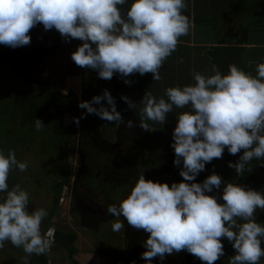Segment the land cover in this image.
<instances>
[{
    "label": "clouds",
    "instance_id": "clouds-1",
    "mask_svg": "<svg viewBox=\"0 0 264 264\" xmlns=\"http://www.w3.org/2000/svg\"><path fill=\"white\" fill-rule=\"evenodd\" d=\"M125 4L129 5L126 12L120 7ZM187 5L188 0H0V44L13 49L28 45L30 30L42 24L46 31L58 30L66 42L82 41L71 59L80 67L96 70L102 79L118 74L131 84L130 74L151 73L152 80L160 81L164 62L180 38L190 33L191 21L183 11ZM211 72L193 70L194 84L167 87L160 97L146 91L140 101L138 126L144 130L150 129L146 121L165 124L174 108L188 109L178 114L171 143L173 164H182L179 175L183 180L169 186L142 174L126 198L106 209L149 233L141 254L145 264L182 250L214 264L225 254V240L235 250L229 264H260L264 257V223L256 218V210H264V191L224 182L215 172L196 182L206 164L222 158L225 150L231 155L243 150L236 162H228L237 176L253 159L264 166V62L257 63L256 75L236 64H230L226 73L213 65ZM120 98L136 108L127 96ZM78 107L86 112L72 117L77 126L87 114L128 128L136 126L131 119L125 121L108 89L80 101ZM44 126L41 119H35L36 131ZM28 167L14 150L5 154L0 149V249L6 241L22 248L25 264L33 254L49 256L60 233L57 216L42 233L47 209L29 210L32 194L19 183L11 187L8 183L12 172L23 173ZM222 184L219 197L209 194ZM111 227L118 232L124 223L116 219Z\"/></svg>",
    "mask_w": 264,
    "mask_h": 264
},
{
    "label": "crops",
    "instance_id": "crops-1",
    "mask_svg": "<svg viewBox=\"0 0 264 264\" xmlns=\"http://www.w3.org/2000/svg\"><path fill=\"white\" fill-rule=\"evenodd\" d=\"M120 7L126 12L129 5L125 4ZM183 11L190 14L192 27L187 36L180 38L176 50L164 62L160 70L163 79L160 81L152 80L151 73L130 74L128 79L132 81L131 84H125L118 74H114L111 79L101 80L96 70L87 68V73L86 67L76 65L71 59L73 50L70 48L73 45L78 47L82 41L73 38L66 42L58 30L53 28L46 31L42 24L30 30L31 43L28 45L13 49L0 44V78L10 83L14 79L20 78L18 73L42 78L48 84H54L62 89V94L74 102L76 107L80 101L91 100L94 95L102 94L104 89L110 91L117 105V97L123 91L121 96H127L137 104L135 109L142 111L143 105L140 101L146 91H151L156 97L164 96L167 87L194 84L193 70L210 75L213 65L219 69L220 65L211 53L217 47L235 48L229 52L224 51L225 54L222 55L221 59L225 62L232 60L236 65L239 61L246 72L256 75L257 63L264 62V0H188V5ZM199 29H203L202 31L206 35L197 34ZM46 38L56 39L57 47L44 46L43 43ZM71 75L74 78L72 81L70 80ZM89 75L95 80L89 87L91 90H86L85 80ZM15 81H19V79ZM70 81L72 84L69 85ZM24 83L27 84L26 81ZM87 91L92 92L89 94ZM186 110L188 109L174 108L168 114L165 124L153 122L151 127L165 133L166 136L162 137V140L172 141V133L178 114ZM82 112H86V110L78 107V117ZM86 116L96 120V128L99 131L100 123L97 115L87 114ZM84 119H80V123H83ZM118 128L119 124L116 123V131ZM66 136L70 143H75L74 139L68 136V133ZM106 138L108 142L112 143H116L118 140L117 135L111 138L106 136ZM129 140L134 141L133 135L130 134ZM68 149L66 150L68 151ZM75 151L77 150L75 149ZM75 151L69 155L77 153ZM116 156L114 155V158ZM112 162H115L114 159ZM117 166H119V162ZM247 167L252 178L256 180L241 181L228 170L214 166L209 171L205 172L204 170L199 173L200 182L215 172L222 176L224 182L239 183L264 191V166L261 165L260 161L253 159ZM138 168L142 170L141 166ZM108 176L110 175H107L106 180L114 184L115 181L110 180ZM69 182L66 185H69ZM223 186L222 184L218 191L214 189V192L209 194H215L219 197ZM46 192L52 193V195L48 194V197L50 196L52 199L59 193L55 185L52 188H47ZM35 202H32V209L37 204ZM53 204L49 210L53 208ZM84 209L86 208L84 207ZM86 210L83 212L84 215H92L90 210ZM49 214L51 216L52 212ZM98 215L104 216L100 213ZM55 216H57V226L60 233L58 243L53 247L52 253L43 257L47 264H132L133 261L135 264H145L141 254L146 251L144 242L148 234L144 232L140 236L136 235L134 227L128 226L121 217H113L105 221L103 219L106 216H104L103 219H98L101 220L100 225H97L93 230L86 226L85 219L81 220L82 213L79 210H70L62 216L59 215V218L57 212ZM256 218L258 222L264 223V210L257 209ZM116 219L124 223V227L118 231L122 234V237L119 238L117 232H114L111 227ZM94 221L97 220L94 219ZM69 234L76 235L73 242H71ZM106 243L110 248L106 249L108 246ZM10 245L11 243L6 241L4 248L0 249V263L25 264L26 253L23 249L15 246L10 247ZM224 248V256L215 261L214 264H229L230 258L235 255V250L226 240L224 241ZM43 258L33 254L29 257V261L31 260L32 264H42L41 262L44 263ZM152 259L153 264H206V262L200 261L183 250L170 255L166 254L163 261H160L158 257ZM29 261L28 264H30ZM260 264H264V257L261 258Z\"/></svg>",
    "mask_w": 264,
    "mask_h": 264
},
{
    "label": "trees",
    "instance_id": "trees-1",
    "mask_svg": "<svg viewBox=\"0 0 264 264\" xmlns=\"http://www.w3.org/2000/svg\"><path fill=\"white\" fill-rule=\"evenodd\" d=\"M233 49L235 48L217 47L211 52L212 55L215 56L217 63L220 65L219 70L222 73H226L228 71V66L230 64H235L232 60L225 62L223 59H221L225 52H229ZM237 65L245 70L239 61ZM18 75L20 77V86L14 91H12L14 87L9 81H2L3 78L0 79V91H2V88L6 89V91L0 93V146H5L8 149L9 144L5 141L6 134L8 135L10 130L14 131L15 127L16 129L19 127L23 128L26 124L29 125V128L27 129V131H29L26 134L24 133V136L22 135L21 139L19 138L20 143L23 142L22 144H27L26 148L28 146L31 148L37 146V144H40L42 146V150H44L47 146V143L43 142L45 141V137H43L42 134L46 135V137L47 135H50L55 138V140H52V142L56 149L58 148L57 146H68L67 148L69 149L66 154L68 157L72 151H75L76 140H79V145L77 144L79 146L78 152L79 154L83 155L79 156V160L85 162L88 171L91 170L94 173L89 177L85 186H108L110 184L112 185L113 183L102 182V184L99 185L101 177L97 178V174H105L106 171L110 170L111 165H115V163L112 162V158L114 155L116 156L119 153L120 147L122 145H126V143L129 142V137L131 134L133 135V138L137 143V149H139L141 154L138 155L135 162L130 160L127 161L128 166L132 168L133 173L129 177L123 176L121 178L123 180V184L119 186V189L124 188L130 192L131 188L142 174L145 176V179H151L153 181L162 183L167 182L169 186L173 182L178 183L183 180V177L179 175L182 164L179 167L173 164L175 153L171 154V157L164 161L162 154L157 153L155 149L157 143H159V140L166 136L165 133L161 130L152 128L150 125L149 130L140 128L138 125L141 118L140 113L142 111L140 109L130 108L125 101L121 100L120 97L121 94L124 93L123 91L120 92L121 94L117 97L118 110L121 112V115L125 121L131 119L135 122L136 126L128 128L123 124H119V128L117 130L118 140L116 143H112L103 139L100 134V130L98 131L96 128V120L93 117L85 116L83 123H81V129L79 125L77 126L75 121L72 120V117H78V107L74 105V102L62 94V89L55 86L54 84H48L46 80L42 78L31 77L22 73H18ZM25 81L27 82V86L24 83ZM66 115L70 116L69 125L67 126L65 125ZM36 118L41 119V121L45 124L44 128L40 131H36L35 129ZM5 125L9 127V132L7 129H4ZM1 128H3V130H1ZM67 133L70 134L69 137L71 139L75 138V143H70L69 138L67 139L69 143L65 142ZM95 133L98 135H95ZM39 139L40 142L42 141V143H38ZM98 139H101L102 144H99ZM15 142L18 141L16 140ZM30 143L32 145H30ZM51 143H49V145ZM43 154H41V159L44 158V156H42ZM59 155V151L57 153L55 152L54 158L57 159L56 156L58 157ZM96 155H100V158L104 159L105 162H103V164H96L94 160ZM240 155L241 153L231 155L227 152V150H225L222 158H214L210 163L206 164L205 172L209 171L214 166H218L228 170L241 181L250 182L251 180H256L255 178H252V174L247 165L244 173L240 176H237L235 169L228 167V162H236ZM103 156L105 157L103 158ZM67 166L68 165L66 164L64 167H60V169H58L59 175L61 176V180L59 182H56L54 177L52 178L53 181L56 182L55 186L59 192L58 194H60L61 189L64 185L68 184L70 179L69 167ZM138 166H141L142 170H140ZM18 172L19 171H14L12 175L18 174ZM20 174L21 172H19V176ZM43 177H45V175H43ZM32 181L33 180H31V182ZM39 182H41V180ZM58 194L55 196V201L51 211L52 215L57 211V201L60 196ZM112 203L118 205L119 202L116 203L113 201ZM109 217L110 216H106L103 220L108 221V219H111ZM84 222L87 227L92 228L93 230H95L97 225H100V221H94L93 217H90L89 220L86 219ZM134 229L136 235L139 236L145 232L143 229ZM145 233L149 235V233ZM69 236L71 242H73L76 235L69 234ZM38 256L42 258L44 255ZM43 261L44 264H47L45 258H43ZM29 263L32 264L31 260Z\"/></svg>",
    "mask_w": 264,
    "mask_h": 264
},
{
    "label": "rangeland",
    "instance_id": "rangeland-1",
    "mask_svg": "<svg viewBox=\"0 0 264 264\" xmlns=\"http://www.w3.org/2000/svg\"><path fill=\"white\" fill-rule=\"evenodd\" d=\"M204 26H207V24H204ZM202 30L201 29L197 30V34L199 33V34L205 36L206 34ZM75 46L76 45H73L70 48V50L75 51L77 48ZM86 69H87V67L85 68V70ZM89 70L90 69H88V71ZM86 72H87V70H86ZM70 78H71L70 79L71 81H72V79H74L72 75ZM17 79H19V78L14 79L13 80L14 82L12 81V83H11V85L14 88H16V89L13 88L12 91L17 90L18 87L20 86L19 81H15ZM100 79L102 80V78H100ZM94 80L95 79L92 78L91 75L87 76V78L85 80V83H86L85 89L86 90H88V89L91 90L89 87H91V84L94 82ZM71 81H70V83H68L69 85L72 84ZM26 86H27V84H26ZM4 91H6V89L2 88V91H0V93H2ZM91 92H88V93L91 94ZM97 119H98V122L100 123L99 124L100 134L104 140L107 139L106 136H109L111 138V137H115V135H117L116 122H114V121L109 122L106 120H102L98 116H97ZM69 121H70V116L66 115V119H65V125L66 126L69 125ZM147 122L150 126H152L153 121H147ZM169 124L171 125V123H169ZM79 127H80V129L82 127L80 122H79ZM8 128L9 127H7V125H5L4 129H7L9 132ZM28 128H29V125L26 124L23 128L19 127L16 129V127H15L16 131L10 130L9 134L8 135L6 134V137H5V141L9 144V148L7 149L5 146H3V147L0 146V149L4 150L5 154H7L9 149L14 150L17 159H19L21 161H27L28 162L29 167L25 172H23L24 177H22L20 180H17V181H19V184H21L22 187L27 189L32 194V196H33V194H36V198H35L36 200H34V201H36L35 203H37V204L35 205V207H44L47 209V211H49V208L52 206V204H51L52 197H50V196L48 197V194L52 195V193L46 192V189L52 188L56 182H59L61 180V176L59 175L58 169H60V167H64L66 164L68 165L67 167H69L70 182H69V185H66L63 188L62 195L60 196L61 202H60L59 207H58V212H59L58 218H59V215L62 216V214L70 212V210H72L73 207L75 206L74 202H72L70 199L71 196L69 197V194H67V186H72L74 181H75V178L77 177V173H78L79 165H80L79 156H78L79 154L75 153V154L69 155L67 157V155L65 154V152L67 151L66 150L67 146L64 145L63 147H61L62 150L60 152V150L58 148L56 149L54 147V144L52 142V140H55V138L53 136H50V135H47V137H46V135H44V134H42V136L45 137L44 138L45 141H43V142L47 143V146L44 150H42V146L40 144H37V146L31 147V148L29 146L26 148L27 144H22L23 142L20 143L19 138L21 139L22 138L21 136L22 135L24 136V133L26 134L29 131V130L27 131ZM1 130H3V128H1ZM95 135H98V134L95 133ZM68 136H70V134H68ZM67 138L68 137L66 136L65 140H67ZM16 140L18 142H15ZM98 141H99V144H102L101 139H98ZM65 142H68V141H65ZM76 142H77V140H76ZM38 143H42V141L40 142V139H39ZM49 143H51V144L49 145ZM171 143H172V141L162 140V138H161L159 140V143H157V145H156L155 149H156L157 153L162 154L164 161L168 160L171 157V154H174V149L171 147ZM136 144L137 143L135 140L134 141L129 140V142L126 143V145H122L120 147V150H119V153L117 154V156L115 158L114 157L112 158L115 161V162H113V163H115V165H112L110 167V170L106 171L105 174H103V173L100 174V177H101V180L103 181V183L108 182L106 180L107 175H110V176H108V178L110 180H114L115 181L114 184H112V185L110 184V185L104 186V187L101 186V188L95 189L93 191L94 196L92 195V197H93L92 200H97V201L101 200V198H102L101 196L103 195L102 194L103 192L105 194H107V197L109 200H111V202L114 201V202L118 203V202H120V200L126 198V196L129 194V191L125 190L124 188L119 189V186H121L123 184V180L121 179L123 176L129 177L133 173L132 168H130L128 166L127 161H129V160L134 161L138 157V155L141 154L139 149H137ZM30 145H32V144L30 143ZM55 149L58 150L60 153V155L58 157H56L57 159L54 158L55 152L56 153L58 152ZM41 154H43L42 156H44V158H42V159H41ZM105 156H103V158ZM94 160H95L96 164H98V163L103 164V162H105L104 159L100 158V155L99 156L96 155L94 157ZM118 162H119V166H117ZM112 167H113V169H112ZM177 167H179V166H177ZM16 171H18V170H16ZM48 171L51 173H54L56 182L53 181L52 176L43 177V175H47ZM12 173L10 174L9 181H8L10 187L18 183L17 181H15V177L17 178L19 176V174L12 175ZM31 176H33V178H31ZM36 177H38L37 179H41V182H43L44 180H46V181H44L43 183H41L39 181H36V183L31 182V180L35 179ZM10 178H12V179H10ZM29 178H31V179H29ZM27 180H28V182H26ZM200 180H201V176L198 175L196 177V182L199 183ZM108 183H111V182H108ZM189 183H191V182H189ZM28 185H30V186H28ZM216 191H218V189ZM96 196L99 200L96 198ZM85 207H86V205H85ZM31 208H32V205L29 206V210H31ZM106 216H109V215H106ZM113 217H115V216L110 215L109 218H113ZM121 218L124 220V222L126 224H128L124 217L121 216ZM128 226L131 227V225H128ZM131 228H133V227H131ZM117 234H118V236L117 235H115V236H117L118 238L122 237L121 233L117 232ZM10 247H14V246L11 244ZM108 248H110L109 245L106 247V249H108ZM43 257H45V256H43ZM42 264H44V263H42Z\"/></svg>",
    "mask_w": 264,
    "mask_h": 264
},
{
    "label": "flooded vegetation",
    "instance_id": "flooded-vegetation-1",
    "mask_svg": "<svg viewBox=\"0 0 264 264\" xmlns=\"http://www.w3.org/2000/svg\"><path fill=\"white\" fill-rule=\"evenodd\" d=\"M66 143H68V142H66ZM77 144L79 145V140H77L76 146H75V149L77 150V153L79 154V152H78L79 146ZM57 147L59 148V150L61 152V150H62L61 147H63V146H60V147L57 146ZM65 154H67V151L65 152ZM78 156H83V155L79 154ZM79 159H80V157H79ZM79 162H80V165H79L77 177L75 178V181H74L72 186H67V194H69V197L71 196L70 199L75 204V206L73 207L72 210H79L82 213V219H85V220L88 219L89 220L90 217H93V219L100 221L98 219H101V218L99 217L98 214L100 213V214H106V215L110 216L111 214L107 213L106 209H107V206L109 204H113V203L111 202V200L108 199L107 194H105L103 191H102L103 195L101 196L102 197L101 200H99L97 198V196H96V198L99 201L92 200L93 191L97 188H101V186H85L88 182L89 177L92 176V174H94V173L91 170L88 171V168L86 167L85 162H83L81 160H79ZM18 174H19V172H18ZM97 175H98L97 178L100 177V174H97ZM21 176L24 177V174L21 173L20 176H18L17 178L15 177V181L20 180L22 178ZM47 176H52L55 178L54 173H51V172H47V175H45V177H47ZM31 178H33V176H31ZM31 178H29V179H31ZM37 178L38 177H36L35 179H32L33 180L32 182L36 183V181L41 180V179H37ZM17 182L19 183V181H17ZM26 182H28V180ZM102 182L103 181L100 180L99 185L102 184ZM102 187H104V186H102ZM35 198H36V194H33V201L36 200ZM54 201H55V198L52 199L51 204H53ZM85 205H86V207H85ZM84 207L86 209L90 210V212H92V215H88V216L84 215L83 212L86 210V209H84ZM31 210H32V208H31ZM51 211H52V209L48 211L47 217H45L43 222H42V225H41L42 233H44V231L48 227L49 223L52 222L54 219V215L50 216V214H49ZM48 216H49V218H48ZM0 264H2V263H0ZM3 264H5V263H3Z\"/></svg>",
    "mask_w": 264,
    "mask_h": 264
},
{
    "label": "water",
    "instance_id": "water-1",
    "mask_svg": "<svg viewBox=\"0 0 264 264\" xmlns=\"http://www.w3.org/2000/svg\"><path fill=\"white\" fill-rule=\"evenodd\" d=\"M184 13L189 17V19L191 20V16L190 14H188L187 12L184 11ZM56 39H50V38H46L44 41V45L45 46H49V47H57V44H55Z\"/></svg>",
    "mask_w": 264,
    "mask_h": 264
}]
</instances>
